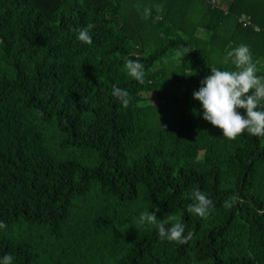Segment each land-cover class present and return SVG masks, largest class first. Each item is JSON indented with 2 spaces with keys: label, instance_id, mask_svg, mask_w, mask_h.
Instances as JSON below:
<instances>
[{
  "label": "trees",
  "instance_id": "trees-1",
  "mask_svg": "<svg viewBox=\"0 0 264 264\" xmlns=\"http://www.w3.org/2000/svg\"><path fill=\"white\" fill-rule=\"evenodd\" d=\"M241 44L264 77V0H0V260L264 264V137L227 140L193 96ZM161 221L193 238L161 240Z\"/></svg>",
  "mask_w": 264,
  "mask_h": 264
},
{
  "label": "clouds",
  "instance_id": "clouds-1",
  "mask_svg": "<svg viewBox=\"0 0 264 264\" xmlns=\"http://www.w3.org/2000/svg\"><path fill=\"white\" fill-rule=\"evenodd\" d=\"M162 6H157L160 10ZM151 8H145L143 17L147 19L151 15ZM94 24L78 29L77 39L86 44L93 43L90 34ZM231 60L235 66L233 71H222L211 69V75L207 76L201 83L199 91L193 93L194 99L203 106V118L214 127L220 129L223 137L229 141H235L239 136L247 132L255 137H264V111L258 110L264 102V77L257 75V62H254L249 46L241 44L234 50L227 52L225 63ZM129 76L143 84L145 82V70L138 60L129 59L124 65ZM112 95L118 99L123 107L129 105V93L127 90L113 86ZM244 110L246 115H241L239 110ZM232 199L225 200L223 207L231 208ZM215 205L199 188L192 192V203L188 205L187 211L195 213L201 218L207 217ZM156 212L160 209L157 207ZM154 213H142L138 223L142 226L145 222L157 223ZM7 225L0 221V229ZM158 236L161 240L167 239L180 245L187 244L194 235L183 223L175 222L166 226L161 221L158 225ZM14 257L5 255L0 264H13Z\"/></svg>",
  "mask_w": 264,
  "mask_h": 264
},
{
  "label": "built area",
  "instance_id": "built-area-1",
  "mask_svg": "<svg viewBox=\"0 0 264 264\" xmlns=\"http://www.w3.org/2000/svg\"><path fill=\"white\" fill-rule=\"evenodd\" d=\"M224 0H213V3L214 4H219V3H221V2H223ZM229 1V0H228ZM227 4H228V2H224L223 3V8H226L227 7ZM248 20V18H245V21L243 22V24H242V26H243V28H246V27H248L249 26V22L247 21Z\"/></svg>",
  "mask_w": 264,
  "mask_h": 264
}]
</instances>
